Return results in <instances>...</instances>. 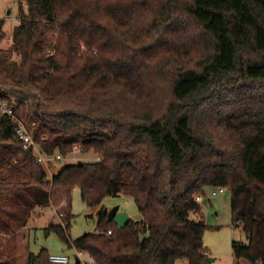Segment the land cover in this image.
Returning <instances> with one entry per match:
<instances>
[{"label":"trees","instance_id":"16d2710c","mask_svg":"<svg viewBox=\"0 0 264 264\" xmlns=\"http://www.w3.org/2000/svg\"><path fill=\"white\" fill-rule=\"evenodd\" d=\"M19 16L11 46H0V99L31 104L24 116L49 156L79 146L100 159L65 164L49 180L0 115L7 241L64 189L68 208L45 229L94 264H210L209 226L193 213L199 195L223 186L246 237L234 239V257L264 264V0H25ZM76 186L98 210L96 231L74 239ZM120 195L141 220L108 219L105 201ZM10 245L0 264H17L19 243ZM27 247L25 264H53L46 248Z\"/></svg>","mask_w":264,"mask_h":264},{"label":"rangeland","instance_id":"374dc122","mask_svg":"<svg viewBox=\"0 0 264 264\" xmlns=\"http://www.w3.org/2000/svg\"><path fill=\"white\" fill-rule=\"evenodd\" d=\"M23 1L25 0H0V19L4 20L3 29L5 31V37L0 42L1 47L8 48L13 42L12 34L15 26L19 23L20 2L23 3ZM12 96L16 97L12 94H7V97L10 99ZM29 107L30 109L32 108L31 104L26 106L22 104V109L25 116L30 114V112H28ZM73 154L76 155L77 159H72V154H68L67 159L62 160L60 163H51L50 166H46L49 180H52L53 176L56 175L65 164L74 163L78 160H98V156L92 151L88 153L77 151ZM211 191L212 188L208 190L209 193H211ZM62 192L63 196L61 197ZM219 196H217L214 200H216ZM62 199L65 201L68 200L67 191L64 189L60 190L54 195V200L52 201L53 204H51L46 209V215H43L40 218L34 216L36 218H34L33 221L37 222L41 227L34 228L32 230L29 244L32 251L39 253L41 249L46 248L49 254H67L70 257H74L75 248L73 246L70 247L67 245L56 231L45 229V225H47L49 221L58 220L59 222V217L56 214L55 204H61ZM71 202L72 212L74 213V219L70 228L71 237L75 239L86 232L96 231L97 215L94 213L95 209L94 207H90L85 203L81 195V190L78 186L74 187L71 192ZM105 204L109 209L119 206V209L129 213V215L132 217L139 213L136 201L131 196L120 195L117 197H110L105 201ZM57 208L66 210L68 207L63 205ZM51 211L55 212L54 215ZM207 211V215L210 220L207 221L209 228L204 234V247L209 249L211 252L210 256L217 257L216 264H251V262L248 260H238L233 255L234 239L246 240V237L244 231L241 228H233L232 216L229 215L230 207L226 206L225 208L223 207L222 210L217 211L215 208L210 206L208 207ZM14 242L18 243V241H16V239L13 237L8 238L7 241L4 233L0 232V247L4 246V248H7L8 250L13 246L10 244H13ZM19 257L16 256V258Z\"/></svg>","mask_w":264,"mask_h":264},{"label":"built area","instance_id":"2783aa9c","mask_svg":"<svg viewBox=\"0 0 264 264\" xmlns=\"http://www.w3.org/2000/svg\"><path fill=\"white\" fill-rule=\"evenodd\" d=\"M0 19V25H1ZM16 97H11V100L17 105L18 102L15 100ZM20 108L16 110L14 106H12V103L7 99H0V115L8 114L12 117L13 121L16 123V134L15 136L25 142L26 148L32 149L37 157V160L43 163L45 166H50L51 163H58L61 160L67 159L68 155H63L62 153L58 152L54 155L49 156L46 154L42 148L40 143L37 141L34 135V127L35 122H31L28 118L24 116L22 106L18 104ZM81 152V147L75 146L74 150L70 153L72 154V159H77L76 155L73 153L75 152ZM100 159V157H98ZM228 189L226 187L220 186L215 187L212 189L211 194L217 195L218 193H225ZM201 196L199 195L197 197L198 201H201ZM46 212L45 208H40L38 210V213ZM100 233L104 232L103 230H98ZM112 231L109 230L108 233H111ZM76 251V257L81 259V264H94L95 259L87 254L84 251L75 249ZM208 255V252H206ZM50 261L53 264H75L71 258L67 254H51L50 255Z\"/></svg>","mask_w":264,"mask_h":264},{"label":"crops","instance_id":"0c3cea01","mask_svg":"<svg viewBox=\"0 0 264 264\" xmlns=\"http://www.w3.org/2000/svg\"><path fill=\"white\" fill-rule=\"evenodd\" d=\"M209 190V189H208ZM220 195V196H219ZM63 196V192H62V195L61 197ZM217 196H219L216 200H214ZM62 203L59 204L61 206L63 205H68V201H65L64 199L61 200ZM55 204V203H54ZM57 204H55V209H57V207H61ZM200 205H201V211L198 212V213H193L194 215V218L199 220V221H202L204 222L205 224H207L210 220V218L208 217V207H213L215 208L217 211H220L223 209V207L225 208L226 206L230 207V211H229V215L232 216V206H231V192L230 191H226L225 193H218L217 195H212L211 193H209L207 191V194H203L201 196V201H200ZM94 213L97 212L98 210V207L94 208ZM121 210V209H120ZM52 212V211H51ZM55 212H52V214L54 215ZM93 213V214H94ZM129 214V213H128ZM43 215H46L45 212H43L40 216H37L36 217H42ZM57 216L59 217V215L57 214ZM131 216V215H130ZM34 217V218H36ZM33 218V219H34ZM132 219H135V220H141L143 218V215L142 213L139 211L138 214H136L134 217L131 216ZM60 219V217H59ZM208 225V224H207ZM46 226V225H45ZM38 227H41L39 226V224L35 221H33L32 219L30 220V222L28 223L27 227H25L19 234V236L17 237L18 239H16L19 243L18 245V250H19V253L18 255L20 256L19 258L17 259H14V261H16L17 264H25L27 262V254L24 253L25 250H21L20 249V245L22 247H25L26 245H28L27 249H28V252H29V249H30V237H31V233H32V230L34 228H38ZM44 227V226H43ZM234 228V227H233ZM27 231V232H26ZM207 231V230H206ZM205 231V233H206ZM24 232L27 233V237L24 236ZM205 250H207L208 252V256L209 258L212 257L210 256L211 255V252L209 251L208 248H205ZM30 251H32L30 249ZM27 252V253H28ZM34 252V251H33ZM26 254V255H25ZM69 256V255H68ZM70 257V256H69ZM71 260L76 264L77 262V257H76V251H75V255L74 257H70ZM213 261H209L210 264H216V261H217V257H213ZM81 261V259H80ZM82 262V261H81ZM178 264H189V260L187 258H183V259H179L178 261Z\"/></svg>","mask_w":264,"mask_h":264},{"label":"water","instance_id":"95a60500","mask_svg":"<svg viewBox=\"0 0 264 264\" xmlns=\"http://www.w3.org/2000/svg\"><path fill=\"white\" fill-rule=\"evenodd\" d=\"M78 163L83 164L84 162L83 160H79ZM104 212L107 213L108 219L110 221H114L121 227L125 226L131 220V216L127 212L120 210L119 206H115L110 209L106 207L104 209ZM213 259H214L213 257H210L209 261H213ZM76 264H81V261L79 258H77Z\"/></svg>","mask_w":264,"mask_h":264}]
</instances>
